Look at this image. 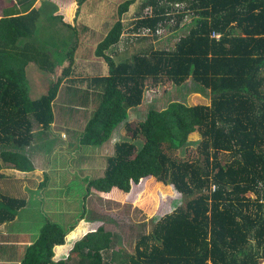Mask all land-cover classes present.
<instances>
[{"label": "trees", "instance_id": "obj_1", "mask_svg": "<svg viewBox=\"0 0 264 264\" xmlns=\"http://www.w3.org/2000/svg\"><path fill=\"white\" fill-rule=\"evenodd\" d=\"M37 1L11 0L0 15V178L3 168L34 171L23 153L34 138L33 122L42 131L50 130L53 103L73 71L75 40L61 70L54 55L33 41L46 12L43 1L34 7ZM135 1L118 5L115 23L95 48L94 55L105 62L108 74L89 80L100 93L79 134V145L101 147L109 141L128 119L129 110L141 105L148 82L154 88L165 81L180 87L191 80L209 92L210 103L190 106L172 101L162 110L150 109L134 129L125 123L132 140L115 144L102 177L86 180L85 196L94 192L121 198L136 191L141 197L142 187L160 184L179 196V204L152 220L150 232L141 234L134 253L126 255L121 248L113 250L111 232L94 228V218L85 219V205L73 225L46 217L17 264H260L264 261V0H146L132 35L148 30L154 37L171 22L183 27L190 14L194 24L171 50L150 49L117 63L112 54L124 34L122 17ZM74 2L75 23L86 0ZM30 63L40 79L56 77L38 98H32L27 82ZM194 132L201 137L198 156L178 160L175 152ZM139 137L143 143L137 147L134 141ZM48 183L49 176L43 173L39 190ZM146 197L150 199L148 193ZM26 204L0 192V226L14 222ZM1 247L10 252L9 259L17 252L5 244Z\"/></svg>", "mask_w": 264, "mask_h": 264}, {"label": "rangeland", "instance_id": "obj_2", "mask_svg": "<svg viewBox=\"0 0 264 264\" xmlns=\"http://www.w3.org/2000/svg\"><path fill=\"white\" fill-rule=\"evenodd\" d=\"M42 1L46 12L41 14L33 41L54 55L56 66L61 70L66 66L67 61H64L66 53L72 49L71 40H75L74 66L72 75L62 83L57 99L53 103L54 123L57 125L54 127V132L42 131L33 122V147L30 146L31 148L25 149L23 153H29L30 150L34 152L35 149H38L41 158V154L51 158L54 149L65 141L64 137L67 135L70 145L67 148L59 147L53 159H56L55 163H59L56 167L60 169H62L60 161L63 164V169L66 163H68L66 167L69 168V163L72 161L76 168L73 175L71 169H67L68 172H62L63 179L60 182L55 178H60V172L53 168L54 171L48 173L52 186L49 185L45 190L38 188V184L42 181L44 169L42 166L44 164L36 163L34 172L24 174H18L10 168L1 170L3 177L0 178V192L24 199L27 204L20 210L14 222L0 226V244L5 243L6 246L18 248V251L12 256L13 258L9 259L10 252H7L6 249L2 250L3 247L0 245V253L8 256V258H1L0 261L2 264H17L21 259L22 250L28 245H24V243L31 242L37 237L46 217L60 225L62 221L65 222L64 226L73 225L82 213L84 205L88 210L85 219L94 218L97 220L92 223L95 225L94 228L102 226L115 236L113 250L121 248L123 255L133 254L140 235L150 232L153 226L151 221L177 206L179 196L171 188L160 184L142 187L143 191L142 188L140 189L141 197L136 194V191L121 198L94 192L85 196L86 180L102 177L107 158L114 155V146L117 142L132 140L131 133L126 131V125L131 129L136 128L150 109L162 110L172 101L190 106L209 105V92L199 90L191 80L180 87H175L165 81L154 88L148 82L141 105L129 110L128 119L112 133L109 141L101 147L80 146L77 138L95 110L100 93V90L98 92L92 88L89 80L92 77L107 75L103 71L108 70L105 62L94 55V51L97 44L115 23L117 7L125 0H86L81 6L75 23L74 0H38L36 4L40 3L41 5ZM145 1L136 0L122 17L125 27L124 34L121 36L119 47L112 54L117 63L129 61L133 55L146 53L150 49L171 50L179 38L185 36L194 24L193 16L190 14L183 22L185 23L183 27H175L171 22L161 28L154 37L148 36L143 31L140 35H132L133 24L142 15L144 8L142 9L141 5ZM9 2L11 0H0V13L4 5H8ZM55 15L57 17H54ZM66 23L69 24V27L66 26ZM35 70L36 68H28L26 75L28 85L32 88V98L41 96L51 82L56 79L54 76L49 80V77L43 78L41 75L40 79ZM56 76L60 77L58 71ZM72 88L77 90H71ZM200 139L198 132L192 133L188 137L187 144L175 152V158L180 161L195 160L198 156L197 146ZM134 142L139 147L143 143V139L139 137ZM61 151L62 157H59ZM70 152L75 153L74 158L69 155ZM31 158L38 160L32 155ZM221 158L223 157L221 156ZM53 172H56V176ZM146 193L150 199H147ZM154 195L157 197L153 201ZM84 196L85 202H83ZM66 208L68 217L65 219L64 209ZM107 257H110V253ZM69 264H75V261ZM260 264H264V261Z\"/></svg>", "mask_w": 264, "mask_h": 264}, {"label": "crops", "instance_id": "obj_3", "mask_svg": "<svg viewBox=\"0 0 264 264\" xmlns=\"http://www.w3.org/2000/svg\"><path fill=\"white\" fill-rule=\"evenodd\" d=\"M6 5H4V7H5ZM40 6V3H38V4H35L34 5V7L35 8H38ZM3 7V8H4ZM2 10L3 9H1V12H2ZM0 15H1V13H0ZM1 17V16H0ZM119 63V62H118ZM30 67H32V68H35V66H34V64L33 63H30L28 66H27V68H26V72H27V70H28V68H30ZM103 73H106V74H108V70H106V71H103ZM102 76H106V75H102ZM98 77H100V76H98ZM71 90H75V89H71ZM79 110V109H78ZM55 126H57V125H55V123H53L52 124V126H51V128H50V130H51V132H54V127ZM61 131V130H60ZM62 133H63V131H61ZM63 136H64V134H62ZM64 139H65V141L61 144V145H59L58 147H56L55 149H54V151L52 152V156H51V158H49L48 156H46V155H42L41 154V156H42V158L40 157V154H39V150L38 149H35L34 150V152H32V150H30V152L28 153H26V155L29 157V159L31 160V162H32V164H33V166H34V171H35V169H36V163H38V164H44L42 167H44V169H43V173H47V175L49 176V172L50 171H54V169L53 168H56V170L58 171V172H60V178H57V177H55L56 179H57V181L58 182H60L63 178L61 177L62 176V172H65V171H67L68 172V170H70L71 169V174L73 175L74 173H75V168H76V165H75V163H73V161L72 162H70L69 163V165H70V167L68 168V167H66V166H68V163H66V165H64V169H63V164H62V162L60 161V164H61V168L62 169H60L59 167H56L59 163H55V161H56V159L54 160L53 159V157H54V155H55V153L56 152H58V149H59V147H64V148H67L70 144H69V138L67 137V135L64 137ZM78 139V138H77ZM78 143H79V141H78ZM31 147H33V142H32V145H31ZM30 146L28 147V148H26V150H29L30 148H31ZM65 150V149H64ZM78 152V151H77ZM62 151L60 152V155H59V157H62ZM74 152H70L69 153V155H72V157L74 158ZM31 155L32 156H34L36 159H38V160H32V158H31ZM44 156H45V159H44ZM58 168V169H57ZM68 169V170H67ZM59 170H61V171H59ZM15 171V170H14ZM34 171H32V172H34ZM15 172H17V171H15ZM18 174H24V173H21V172H17ZM31 173V172H30ZM53 174H54V176H56V172H53ZM55 180V179H54ZM49 185L50 186H52L51 185V179L49 178V183H48V186H47V188L49 187ZM46 188V189H47ZM64 214H66V217H65V219L68 217V211H67V208L66 209H64ZM56 221V220H55ZM65 223V222H64ZM64 223H63V221H62V223H61V225H63L64 226ZM5 225V224H4ZM2 226V225H1ZM33 241H31V242H26V243H24V245H26V244H31ZM14 243V242H13ZM5 244V243H4ZM4 244H0V245H4ZM17 251H18V248H17ZM4 256H2V253H0V259L1 258H3ZM1 263L0 264H2V261H0Z\"/></svg>", "mask_w": 264, "mask_h": 264}, {"label": "built area", "instance_id": "obj_4", "mask_svg": "<svg viewBox=\"0 0 264 264\" xmlns=\"http://www.w3.org/2000/svg\"><path fill=\"white\" fill-rule=\"evenodd\" d=\"M159 30L156 32V34L159 32ZM144 32H145V34L150 35L148 30H146ZM213 36L218 39L220 35L219 34H214Z\"/></svg>", "mask_w": 264, "mask_h": 264}]
</instances>
